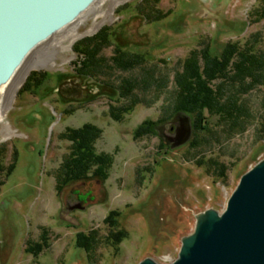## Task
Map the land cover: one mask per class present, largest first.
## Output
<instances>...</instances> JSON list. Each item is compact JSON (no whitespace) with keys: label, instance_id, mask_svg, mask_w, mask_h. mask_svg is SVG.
<instances>
[{"label":"rangeland","instance_id":"1","mask_svg":"<svg viewBox=\"0 0 264 264\" xmlns=\"http://www.w3.org/2000/svg\"><path fill=\"white\" fill-rule=\"evenodd\" d=\"M100 7L109 12V0ZM102 19L93 13L84 18L83 36L31 69L6 105L0 122V264H139L147 257L170 264L195 231L197 215L222 212L241 177L264 159V87L245 95L253 110L245 132L228 135L214 117L209 127L215 134L200 132L208 141L198 147L193 133L174 148L163 136L174 133L167 118L174 78L192 50L209 45L220 55L231 42L264 51V0H123L95 27ZM104 29L111 43L101 55L109 65L116 46L143 54L145 62L81 78L74 48ZM142 68L165 78L167 87L136 91L149 103L114 119L112 108L129 103L115 87L143 77ZM160 119L166 120L160 134H137L143 122ZM86 123L102 131L96 150L114 163L106 179L72 182L60 191L57 175L71 152L64 134ZM212 159L225 165L224 177L215 166L209 169ZM90 233L95 244L79 248L77 237Z\"/></svg>","mask_w":264,"mask_h":264},{"label":"trees","instance_id":"2","mask_svg":"<svg viewBox=\"0 0 264 264\" xmlns=\"http://www.w3.org/2000/svg\"><path fill=\"white\" fill-rule=\"evenodd\" d=\"M110 35L108 29H104L77 43L74 49L79 55V61L75 63V67L79 77L94 80L100 75L110 76L111 70L115 68L128 71L145 62L146 57L143 54L125 51L116 46L111 56L112 66L109 65L108 59L101 53L110 45ZM142 69L143 77L122 79L120 85L115 87L121 98H129V103L112 108L110 113L114 119L121 120L140 102L149 103L136 91L147 94L153 88L167 87L168 84L162 83L165 78L157 76L154 70ZM174 83L175 94L167 118L171 121L179 112L191 117L194 147L202 145L203 142L207 143V134H215L209 127L210 118H217L228 135L245 132L253 118V110L246 102L245 95L256 87H264V51H255L252 46L241 48L231 42L220 55L213 54L209 45L194 49L184 60L182 71L176 73ZM103 84L111 87L107 83ZM165 123V119L145 121L138 128L137 134L158 135ZM175 128V124L170 125L171 132ZM204 131L206 135L200 136V132ZM64 135L71 142V152L66 156L57 175L60 191L72 182H82L90 178L106 179L114 158L108 153L96 150V142L102 131L97 126L86 123L67 130ZM210 163V170L215 166L218 176H225L226 167L223 163L215 159ZM95 242L96 236L92 233L77 237V246L87 251Z\"/></svg>","mask_w":264,"mask_h":264},{"label":"water","instance_id":"3","mask_svg":"<svg viewBox=\"0 0 264 264\" xmlns=\"http://www.w3.org/2000/svg\"><path fill=\"white\" fill-rule=\"evenodd\" d=\"M95 0H0V87L26 56L54 32L73 22ZM176 128L163 134L172 148L187 143L192 119L177 113ZM139 264H158L147 257ZM170 264H264V159L247 171L226 208L197 215L195 231L183 239Z\"/></svg>","mask_w":264,"mask_h":264},{"label":"bare ground","instance_id":"4","mask_svg":"<svg viewBox=\"0 0 264 264\" xmlns=\"http://www.w3.org/2000/svg\"><path fill=\"white\" fill-rule=\"evenodd\" d=\"M104 0H100L99 2L95 0L86 10L81 12L77 18L62 27L61 29L54 32L49 38L42 41L38 44L32 51L26 56L24 61L18 66L13 74L9 76V78L1 85L0 87V122L5 119V108L13 94H16L19 88L21 87L24 80L27 78L30 70L36 67H41L47 65L50 61L54 60L53 55L58 54L59 52H63L66 49H71L73 43L83 36L80 32V23L89 16L90 14H94L96 19L102 17L101 22L95 21V27H99L103 22L106 21L107 16L110 12H112L116 6L122 2L123 0H109L110 2V10L109 12H103L102 5ZM97 8V9H96ZM91 32V31H89ZM54 36V37H53ZM44 47V51L38 56L36 62H30L28 57L32 52H34L38 46L42 45Z\"/></svg>","mask_w":264,"mask_h":264},{"label":"flooded vegetation","instance_id":"5","mask_svg":"<svg viewBox=\"0 0 264 264\" xmlns=\"http://www.w3.org/2000/svg\"><path fill=\"white\" fill-rule=\"evenodd\" d=\"M92 179H96V180H100V179H98V178H92ZM88 180V179H87ZM86 181V180H85ZM83 182V181H82ZM80 195H83V194H80ZM80 195H79V198H80ZM80 200H82L83 201V199H81L80 198ZM87 199H84V202L86 201Z\"/></svg>","mask_w":264,"mask_h":264}]
</instances>
